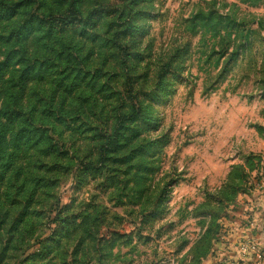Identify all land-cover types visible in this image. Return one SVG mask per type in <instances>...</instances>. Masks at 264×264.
Segmentation results:
<instances>
[{"label": "rangeland", "instance_id": "1", "mask_svg": "<svg viewBox=\"0 0 264 264\" xmlns=\"http://www.w3.org/2000/svg\"><path fill=\"white\" fill-rule=\"evenodd\" d=\"M82 2H90L82 16L94 8L99 31L121 32L130 20L129 0ZM137 13L141 59L132 61L131 75L143 111L135 125L145 133L129 138L123 152H136L138 164L151 161V170L111 165L94 179L76 162L66 173L44 164L25 169L28 182L20 185L21 177L15 182L0 168V264L40 251L28 264H204L222 224L249 214L250 187L263 177L256 175L264 157V0H143ZM163 65L167 73L157 87ZM110 74L103 72L101 82L114 92ZM95 90L85 91L100 99ZM83 119L74 143L53 139L69 157L88 149L84 138L95 121ZM33 152L18 163L26 168ZM110 173L120 176L124 191L104 185ZM31 189L26 215L14 222ZM97 213H103L98 224Z\"/></svg>", "mask_w": 264, "mask_h": 264}, {"label": "trees", "instance_id": "2", "mask_svg": "<svg viewBox=\"0 0 264 264\" xmlns=\"http://www.w3.org/2000/svg\"><path fill=\"white\" fill-rule=\"evenodd\" d=\"M141 1L129 0L130 20L116 29L121 32L110 34L108 28L99 31L91 22L93 7L82 16L81 6L87 7L90 2L0 0V168L9 169L12 180L18 182L21 177L22 185L28 182L23 175L25 169L33 171L44 164L53 168L52 171L59 169L66 173L76 162L81 166L82 175L92 171L94 179L111 165L125 172L132 167L151 170V161L143 160L138 164L136 161L141 158L136 152H123L129 138L138 140L139 134L145 133L143 124L135 125L141 122L143 111L138 97L139 81L131 75L135 71L132 61L141 59L136 47L142 37L141 29L133 24ZM71 13H77V19L69 15ZM123 14L126 15L124 9ZM167 69L168 65L157 68V87L161 86ZM106 70L116 78L118 86L114 92L109 83L105 87L101 82ZM136 78L142 79L141 75ZM95 88L93 92L100 99L85 91ZM101 103L108 104L103 108ZM84 117L95 121L90 131H82L83 135L91 133L84 138L88 149L84 154L74 153L69 157L59 150L53 139L57 138L63 145L74 143L76 129L80 126L77 123ZM29 148L35 152L26 158L24 168L18 158ZM9 154L13 160L7 162ZM58 161H61L59 167ZM119 177L110 173L104 185L124 191ZM29 178L38 182L34 176ZM132 179L136 180L135 173ZM35 193V189L30 190L17 212L20 217L14 222L26 215L29 197ZM96 215L98 224L103 213ZM14 222L12 228L18 225ZM103 250V247L97 248L95 254L101 256ZM42 252L28 257L23 254L27 258L18 264L34 263ZM100 262L96 260V264Z\"/></svg>", "mask_w": 264, "mask_h": 264}, {"label": "built area", "instance_id": "3", "mask_svg": "<svg viewBox=\"0 0 264 264\" xmlns=\"http://www.w3.org/2000/svg\"><path fill=\"white\" fill-rule=\"evenodd\" d=\"M261 171L264 173V157H262ZM263 173L259 172L256 176L261 177ZM250 188L251 191H249L248 197L250 198L251 195H253L255 199L252 201V205L260 202L264 207V182L262 180H256ZM247 208L248 211L249 209L254 210V208L251 209V207ZM253 212L255 213V210ZM244 217V220H246V226L243 225V229L246 230V228H248V234L245 233V231L243 232L240 231V229L234 228L231 221L224 222L222 224V230L219 234V244L214 246L210 256L214 257L216 255L217 257H221L219 256L221 252L225 255L228 252L227 248L230 245H234V253L236 254L235 257L239 260V263L231 262L229 264H264V229L262 231H258V237L250 236L251 232L257 229H255L253 222L249 221L252 220V216L250 214L244 215ZM229 238L231 239V243L227 246ZM222 261L223 259L221 262Z\"/></svg>", "mask_w": 264, "mask_h": 264}, {"label": "crops", "instance_id": "4", "mask_svg": "<svg viewBox=\"0 0 264 264\" xmlns=\"http://www.w3.org/2000/svg\"><path fill=\"white\" fill-rule=\"evenodd\" d=\"M262 146H263V152H264V140L262 141ZM261 180L264 182V173H263V177L261 178ZM254 196L251 195V197L248 199H246V203L248 202L247 204V207H251V209L254 208L255 210V213L253 212L254 210H250L247 212L249 213L251 216H252V220H249V221H252L253 224H254V227L255 231L251 232V235L252 237H258L259 236V233L258 231H262L264 229V207L262 206V204L259 202V203H254L252 205V201H254ZM251 204V205H250ZM248 210V208H247ZM253 212V213H252ZM244 215H237L235 214V217L233 219H230L231 223H232V226L234 228H237V229H240V231H245V233L248 234V228H246V230H244V226H246V220H244ZM236 223H239L241 224L240 226ZM244 225V226H243ZM242 228V229H241ZM230 240V242H229ZM231 243V239L229 238L228 241H227V246ZM227 253L224 255L222 254V252L220 253L219 256L221 257H217L216 255L213 257V256H209L207 258V260L204 262V264H215V263H219V264H229L231 262H234V263H239V260H237V258L235 257V247L234 245H230L228 248H227ZM223 259V261L221 262V260Z\"/></svg>", "mask_w": 264, "mask_h": 264}]
</instances>
